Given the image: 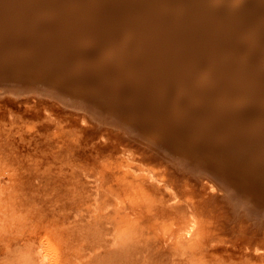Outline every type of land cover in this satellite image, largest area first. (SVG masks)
I'll return each instance as SVG.
<instances>
[{"label": "bare ground", "instance_id": "obj_1", "mask_svg": "<svg viewBox=\"0 0 264 264\" xmlns=\"http://www.w3.org/2000/svg\"><path fill=\"white\" fill-rule=\"evenodd\" d=\"M45 1L46 3L33 4L34 0H15L12 13H6L4 7L0 9V88H10L15 94L12 96L8 91L4 93L18 99L17 94L27 93L34 88L44 89L57 83V88H60L59 92L56 91V95L59 93L58 97L60 93L67 91L73 94L61 99L63 103L88 114L90 118H83V122L90 120L95 129L110 125L118 136H124V139L126 137L127 141L130 139L147 152H151V156L170 164L166 169V176L170 178L163 177L153 182L154 173L149 172L148 176L135 175L128 169L123 170L121 165L131 166L123 162L124 159L113 160L118 171L112 173V176L120 179L124 186L140 191L149 199L148 203L143 205L142 211L145 215L160 219L177 217L182 212L186 214L189 211L193 214L200 212L208 218L212 212L213 216L216 215L225 223L246 222V228L242 225L241 228L240 225L237 227L242 229L239 234L246 232L247 242L257 240L264 243V102L257 97L249 98L260 95L264 90L254 88L244 95L233 94L237 88L253 87V82L264 80L263 72L258 74L254 71V67L258 72L262 68L256 64L255 59L264 57V32L262 35L252 33L256 22L264 21V0L247 6L251 8V14L232 5L234 8L231 15H228L224 7H208L206 0H199L201 10L197 14L196 8L190 9L187 6L189 0H126L129 5L120 13V24L115 22L118 24L115 29L123 34L128 32L133 39L135 37L138 50L153 48L147 42L151 39L159 41L162 35H166L165 24L153 25L156 16L173 12V20L174 17L184 18V25L172 33V38L179 33L176 40L179 39V44L183 47H178L176 58L173 54L170 56V64L158 67L156 63L153 66V56L141 53L136 60L133 50H119V45L112 48L106 46L102 49V54H99L100 51L81 54L77 52L91 49L92 45L86 43L85 39L94 41L97 37L88 35V32H83V35L77 37L76 34L69 33L72 32L69 28L85 22L86 26L82 29L89 30L91 25L99 23L98 37L106 29L108 30L104 32L111 30L112 33L113 25L107 19L112 15L116 0H84L86 4L82 10L78 8L82 0H55L54 3ZM247 3V0L244 1L243 7ZM101 4L106 11L104 17L99 19L95 14L91 16V10ZM148 5V9H144ZM41 9L57 10L58 23L62 21L59 25L62 29L55 26L53 21L50 25L37 28V21H32L31 17L35 11ZM205 14L214 18L212 25L219 33L218 42L222 46L221 50L216 52L217 58L211 59L206 66L195 61V58H201V54H205L209 47V38L205 31L196 28V22L207 16ZM137 15H142L146 22L145 27L139 28L127 23ZM175 23L177 22L172 21L171 25ZM232 31L253 36L247 43L229 42L227 36ZM238 53L239 56L233 55ZM247 53H250V57L243 58ZM91 58L94 59L90 60ZM243 60L244 70L229 76L227 71L232 68V64ZM197 65L203 66L202 70L210 79V84L196 93L191 83L196 76H191L190 73ZM167 70L168 75L164 76ZM145 74L147 75L143 78ZM177 75L184 77L186 81L177 86L169 85L177 79ZM141 78L143 79L135 87L129 84L131 80ZM228 81L230 84L226 86ZM174 91L182 94L175 98L172 96ZM239 104L245 106H235ZM3 109L6 110L4 107ZM31 115L34 117L33 112ZM1 122L0 127L3 124ZM11 124L6 125L9 127ZM235 125L238 129H234ZM14 127L10 129L13 131L16 129ZM3 128L7 130L5 126ZM134 131L138 134L133 133ZM260 136H263L262 140ZM3 138L4 136L0 145L4 143ZM34 139L29 141L33 142ZM86 139L88 140V137ZM30 145L33 146L32 143ZM13 159L16 162V158ZM173 167L174 172L171 171ZM208 176L217 183L206 179ZM198 185L204 189L197 190ZM179 186L183 188V200L178 198ZM209 217L216 219L212 218V215ZM241 237L244 236H239ZM243 240L241 246L245 242ZM244 248L245 246L242 250ZM253 252L264 255V246L254 248Z\"/></svg>", "mask_w": 264, "mask_h": 264}, {"label": "rangeland", "instance_id": "obj_2", "mask_svg": "<svg viewBox=\"0 0 264 264\" xmlns=\"http://www.w3.org/2000/svg\"><path fill=\"white\" fill-rule=\"evenodd\" d=\"M5 1L0 0V9L4 7L6 13H12L16 4L15 0ZM242 1L206 0V3L208 7H224L228 15L232 14L234 6H237L238 9H245L248 14H251V8L247 6L259 0H247L248 3L245 7L243 5L246 0ZM82 3L78 5L80 10L86 4H84V0ZM120 3L121 5H119ZM115 4L112 15L107 19L113 25L112 33L111 30L104 32L108 30L106 29L98 37L99 23L91 25L89 30L82 29L86 26L85 22L69 28L73 32L69 33L76 34L77 37L83 35V32L97 37L93 39L94 41L85 39L86 43L92 45L91 49L77 50L79 54L95 51H100L99 54H102L104 53L102 49H105L106 46L112 48L119 45V50H133L132 53L136 60L141 53L153 56V66L156 63V67L170 64L168 62H171L172 54L176 58L178 47L183 46H180L179 39L176 40L179 33L175 38H172V33L177 31L176 28L184 25V18L174 17L173 20L171 17L173 12L156 16L153 25L165 24L166 35H162L159 41L151 39L147 43L151 44L153 48H146L145 51H142L143 48L136 49L138 45L134 40L135 37L133 39V36L128 32L123 34L115 29V26L120 24V13L125 6L129 5L126 0H116ZM200 5L199 0H189L187 4L190 9H197L195 14L201 10L199 9ZM149 6L144 9H148ZM35 12L32 13L31 20L37 21V28L50 25L51 21L55 22V26L62 23V21L58 23L57 10L41 9ZM105 13L104 6L101 4L95 9L93 8L90 15L95 14L96 18L101 19ZM130 20L131 22L127 23L139 28L145 27L146 22L142 19V15L134 16ZM213 20L214 18L207 15L203 16L198 23L196 22V28L205 31L209 38V40L207 39L208 51L201 54V58H195L198 64L205 66L211 59L217 58L216 52L222 48L218 42L219 33L212 25ZM172 21L177 23L171 25ZM247 23L251 25L250 22ZM59 28L62 29V26ZM263 32L264 21L256 22L252 33L262 35ZM232 33L236 32L232 31L228 34L229 42L247 43V40L253 36L244 35L241 32ZM189 45L191 44L189 43ZM233 55L239 56V53ZM100 57L97 56V58ZM249 57L250 53H247L243 58ZM92 59L94 58L90 60ZM255 61L263 69L261 68L258 72L254 67V71H257L258 74L264 73V57L260 60L256 58ZM243 65H245L244 60L235 62L232 64V68L228 69V75L243 71ZM196 67L195 70L191 69L190 75L196 76L191 80V83L194 92L197 93L209 86L210 79L202 70L203 66L197 65ZM163 75H168V70ZM143 78L131 80L129 84L135 87ZM176 78L169 85L177 86L186 81L184 77L178 75ZM229 84L228 81L226 86ZM56 85L58 84L48 85L44 89L34 88L27 93L17 94L18 99L12 98L15 93L10 88L8 90L0 88V108L2 106L0 110L2 111L3 107L6 108L0 112L2 121L0 122L3 123L0 127V140L4 136L2 139L4 143H1L3 146L0 145V264H264V255L253 252L254 248H262L264 243L257 240L247 242L246 232L239 234L242 230L240 229L241 225L246 228V222L243 224H240L241 221L225 223L224 220H219L216 215L213 216L210 210L208 213L216 219H210V215L207 218L200 212L193 214L189 211L186 214L182 212L177 217H162L160 219L155 218L156 216L145 215L142 211L143 205L148 203L149 199L140 191L124 186L120 179L112 176V173L118 171L113 160L124 159L123 162L131 166L121 165L123 170L128 169L135 175L145 174L148 176L149 172L154 173L153 182H156V179L169 177L166 176V169L170 164L151 156V152H147L141 145L133 143L130 139L127 141L126 137L124 139V136H118L110 125L95 129L93 125L91 126L90 120L83 122V118H90L88 114L81 112L82 110L79 108L65 105L62 100L73 94L66 90L67 92L60 93L58 97L59 93L56 95V91L59 92L60 88H57ZM252 85L254 86L237 88L233 94L235 96L244 95L254 88L264 90V80L253 82ZM133 87L130 86V88ZM212 88L214 89V87ZM7 91L12 96L4 93ZM181 94L174 91L172 96L177 98ZM253 97L264 102V91L260 95L249 98ZM9 104L10 106H8ZM235 106L244 107L245 105ZM8 111L11 113L9 114ZM32 112L34 117L31 115ZM35 112L37 117H35ZM262 113L264 114V112ZM9 115H11L10 123ZM19 120L22 122L19 123ZM6 124L11 125L7 127ZM3 126L7 130L2 129ZM13 127L16 128L13 129L15 132L11 130ZM234 129H238V127L235 125ZM12 132L13 134H11ZM23 133L27 138H24ZM44 133H46L45 136ZM133 133L138 134L137 131ZM11 135H14L15 139ZM260 137L262 140L263 136ZM31 138H35L33 142L29 141H32ZM31 143L33 146L30 145ZM61 149L62 151H60ZM36 150H38L37 153ZM48 150L52 155H47ZM13 157L16 158V162ZM9 163L11 165H7ZM174 170V167L171 168V171L174 172ZM206 179L217 183L209 176ZM1 185L5 187L3 188ZM2 188L3 190H1ZM196 188L197 190L204 189L201 185ZM179 190L178 198L185 199L183 188ZM215 221H217L216 224ZM239 225L240 228H237ZM239 236H244L241 237L242 240L245 238L243 246H241L242 240H239L241 239ZM236 237L238 238L236 239ZM244 246L245 248L242 250Z\"/></svg>", "mask_w": 264, "mask_h": 264}, {"label": "water", "instance_id": "obj_3", "mask_svg": "<svg viewBox=\"0 0 264 264\" xmlns=\"http://www.w3.org/2000/svg\"><path fill=\"white\" fill-rule=\"evenodd\" d=\"M49 1L54 3L55 0H49ZM37 3H46V1L45 0H34L33 4H37ZM32 9H34V5L31 7V12H32ZM72 21L75 22L76 20H72ZM71 27H73V25Z\"/></svg>", "mask_w": 264, "mask_h": 264}]
</instances>
